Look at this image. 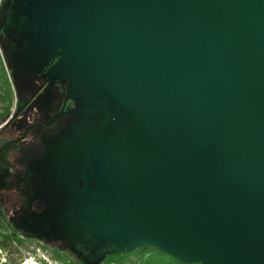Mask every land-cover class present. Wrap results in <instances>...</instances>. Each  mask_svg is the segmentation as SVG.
<instances>
[{"label":"water","instance_id":"1","mask_svg":"<svg viewBox=\"0 0 264 264\" xmlns=\"http://www.w3.org/2000/svg\"><path fill=\"white\" fill-rule=\"evenodd\" d=\"M47 8L68 89L77 75L97 111L72 148L86 222L185 261L264 264V0Z\"/></svg>","mask_w":264,"mask_h":264},{"label":"rangeland","instance_id":"2","mask_svg":"<svg viewBox=\"0 0 264 264\" xmlns=\"http://www.w3.org/2000/svg\"><path fill=\"white\" fill-rule=\"evenodd\" d=\"M50 2L52 0H11L2 25L5 39L1 46L3 55L1 50L0 53L5 67H8L9 54L15 57L17 65L23 63L25 55L33 58V63L26 66L31 74L45 68L50 73L54 67L50 65L55 64L52 60L59 63L63 59L62 30L66 25L55 22L49 16L47 4ZM15 13L19 14L16 19L13 17ZM41 31L42 38H39ZM10 81L13 109L15 104H20V100L17 83L12 75ZM84 93L76 75L70 96L81 107L76 111L82 117L85 116V110L90 108L86 103L91 100L89 96L84 97ZM48 98L45 95L10 124L0 139L2 143L17 138L31 125L48 123L54 110L47 104ZM94 125L95 121H91L81 128L79 122L63 119L48 126H37L25 139L2 150L0 264H66L73 260L71 253L62 249L54 253L52 250L63 245L79 251L85 261L94 260L95 255L102 251L123 249L108 242L105 233L95 228V223L86 222L72 193L66 189L68 175L60 176L61 180L57 184L53 175L56 170L50 165L51 144L55 139L68 136V128H79L83 132ZM49 173L54 177L52 183L47 182ZM61 214L67 219L62 225L65 229L63 233L58 221ZM87 219L91 220L90 217ZM133 260L131 257L125 264Z\"/></svg>","mask_w":264,"mask_h":264},{"label":"flooded vegetation","instance_id":"3","mask_svg":"<svg viewBox=\"0 0 264 264\" xmlns=\"http://www.w3.org/2000/svg\"><path fill=\"white\" fill-rule=\"evenodd\" d=\"M49 16H52L53 19L55 18L54 15H50V13ZM42 34L43 33L41 31L39 38H42ZM22 61L23 63L17 65L15 62V57L12 54L8 55V66L11 75L17 83L20 104H15L13 109H11L12 115L10 114L8 118L0 124V139L4 133V130L8 126H10V124H12L19 116L27 112L30 107L34 106V104L45 95L49 96V98L47 99V104L53 107L54 110L48 123L31 125L26 130H24L23 133L20 134L17 138H12V140H9V142L7 140V142L4 141L2 143V141L0 140V147L6 143H9L8 145H10L22 141L26 138L28 133L37 126H48L57 121L67 119L68 121L79 122V126L82 128L89 122L95 121L97 119V111L94 110L91 106H89V109L85 110V116L83 117L82 115H78V110L76 111V109L80 110L81 107L77 104L75 99L70 96V91L74 82L75 74L71 81L72 84L68 89V75L70 70L69 61L62 64V60L59 63H56L55 60H52L55 64L50 65L54 66L50 73H48V68H45L37 69V71L33 74H31L26 67L33 63V58L25 55L22 58ZM86 96L87 95L84 93V97ZM86 105L88 106L89 102L86 103ZM16 112H18V114L13 117V114ZM68 126H71L70 123L68 124ZM72 129L73 127L70 129L68 128V136L63 135L52 142V154H50L49 156L50 165L53 166L56 170L53 175H55V179H57V184H59V180H61L60 176L66 174L68 175H65L67 177L66 189L70 192H75L76 188L78 187V183L75 180L74 173L75 170L79 168L80 164L76 159L74 150L72 148L75 145L76 139L79 137V135L84 134L86 131L81 132L79 128L77 130ZM65 155H67V157ZM53 175L49 173V176H47L48 183L53 182Z\"/></svg>","mask_w":264,"mask_h":264},{"label":"trees","instance_id":"4","mask_svg":"<svg viewBox=\"0 0 264 264\" xmlns=\"http://www.w3.org/2000/svg\"><path fill=\"white\" fill-rule=\"evenodd\" d=\"M20 1V0H18ZM25 1V0H21ZM28 1V0H26ZM11 0H0V50L4 42L3 34V21L6 17V11L9 9ZM19 14L15 13L13 17L16 19ZM7 52V49H6ZM0 53V124L4 122L11 114V75L9 74V66L5 67L3 57ZM10 78V79H9ZM18 112L13 114L15 117ZM12 115V114H11ZM113 245L122 246L121 251H102L95 255L94 260L85 261L80 252L76 249H71L68 246L53 247V252L58 253L59 250L69 251L73 256L72 261H68L66 264H125L126 260L131 257L134 260L129 264H198L193 261H185L175 257L173 254L161 249L160 247L151 243H133L127 244L126 242L114 243Z\"/></svg>","mask_w":264,"mask_h":264}]
</instances>
